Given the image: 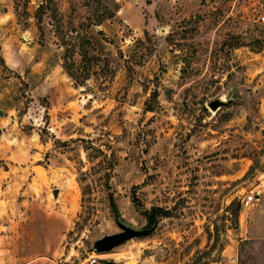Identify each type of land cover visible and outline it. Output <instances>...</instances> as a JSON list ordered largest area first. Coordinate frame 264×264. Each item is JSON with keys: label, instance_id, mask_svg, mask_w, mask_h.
<instances>
[{"label": "rangeland", "instance_id": "rangeland-1", "mask_svg": "<svg viewBox=\"0 0 264 264\" xmlns=\"http://www.w3.org/2000/svg\"><path fill=\"white\" fill-rule=\"evenodd\" d=\"M84 2L0 0V264H260L264 0ZM53 13L108 66L70 77Z\"/></svg>", "mask_w": 264, "mask_h": 264}, {"label": "trees", "instance_id": "trees-1", "mask_svg": "<svg viewBox=\"0 0 264 264\" xmlns=\"http://www.w3.org/2000/svg\"><path fill=\"white\" fill-rule=\"evenodd\" d=\"M84 3L91 9V15L87 17L86 22V26L90 28L101 25L106 20L112 19L119 10L117 0H85ZM47 9L48 5H45V2L39 5L37 11L38 22H41L42 15ZM51 18L53 20L54 32L63 49V67L67 74L76 81H78V77H81V82L79 83H82V81L88 79L92 73L95 72V69L100 67V64L103 62L95 43L88 35L89 30L84 29L83 32L75 26H71L64 30L56 14L53 13ZM39 32L40 36H42L43 30L41 28H39ZM98 33H102L101 30H98ZM103 64L108 66L106 61H104ZM153 97H156V92H154Z\"/></svg>", "mask_w": 264, "mask_h": 264}, {"label": "water", "instance_id": "water-1", "mask_svg": "<svg viewBox=\"0 0 264 264\" xmlns=\"http://www.w3.org/2000/svg\"><path fill=\"white\" fill-rule=\"evenodd\" d=\"M222 102L219 100H214L209 103V107L215 110ZM56 189H54L53 194L56 195ZM147 230H135V229H124L122 231L105 235L95 242V251L98 253L108 251L119 244L123 243L127 239L133 238L135 236H140L146 234Z\"/></svg>", "mask_w": 264, "mask_h": 264}, {"label": "crops", "instance_id": "crops-1", "mask_svg": "<svg viewBox=\"0 0 264 264\" xmlns=\"http://www.w3.org/2000/svg\"><path fill=\"white\" fill-rule=\"evenodd\" d=\"M259 202L249 216L247 228L242 234V240L264 243V198ZM260 264H264V259Z\"/></svg>", "mask_w": 264, "mask_h": 264}, {"label": "built area", "instance_id": "built-area-1", "mask_svg": "<svg viewBox=\"0 0 264 264\" xmlns=\"http://www.w3.org/2000/svg\"><path fill=\"white\" fill-rule=\"evenodd\" d=\"M256 196L253 195V194H248L247 196L244 197L243 201H244V204L247 205L249 203H251L252 201H254L256 198ZM96 261L95 258L92 259L91 263H94Z\"/></svg>", "mask_w": 264, "mask_h": 264}]
</instances>
